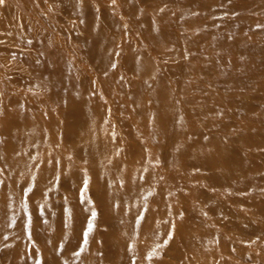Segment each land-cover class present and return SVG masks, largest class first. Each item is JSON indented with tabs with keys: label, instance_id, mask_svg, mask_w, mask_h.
I'll return each mask as SVG.
<instances>
[{
	"label": "bare ground",
	"instance_id": "1",
	"mask_svg": "<svg viewBox=\"0 0 264 264\" xmlns=\"http://www.w3.org/2000/svg\"><path fill=\"white\" fill-rule=\"evenodd\" d=\"M17 3L16 0L0 3V63H9L3 71L24 72L22 81L49 77L69 83V78L75 76L74 57L81 49L88 61L103 70L110 68V77L117 78L116 91H120L121 97H132L135 104L129 113L140 126L135 129L136 149L123 144L120 136L107 141L106 146L103 143L99 146L93 143L99 136L95 131L81 149L89 147L95 156L119 148L121 156L109 161L111 169L123 162L124 168L127 167V171L120 167L118 178L127 186L134 185V175H129L128 169L135 167L136 177L149 186L140 194L153 190L164 201L173 200L175 194L180 196L174 206L192 209L189 220L197 212L192 197L202 198L209 210L220 209L216 217L225 223L233 221L232 226L240 230L238 236H254L250 241L254 249L248 253L251 264H264V187L263 196L259 195L264 185V60L255 58L264 56V45L252 44L250 37L255 36L249 34L260 31L264 37V0H105L99 1V9L93 6V0ZM104 3H108L112 12ZM209 9L215 12L214 20L203 19ZM64 16L77 17L82 22L78 25L75 19L76 23L69 20L70 23L62 25ZM181 22L189 24L190 31L182 32ZM77 41L78 50L74 48ZM49 53H59L53 56L58 67L48 60ZM203 53L216 55L206 61ZM168 55L176 62L164 65ZM256 69L261 72L255 74ZM250 76L254 78L253 84ZM79 83H69L76 106L67 109L66 114L78 116L84 133L91 130L87 114L77 110L85 101L78 93ZM65 94L66 89L58 87L54 96L63 98ZM109 108L112 116L108 126L114 131L112 119L118 109ZM226 109H231V113L227 114ZM212 110L216 115L210 113ZM241 110L252 114L247 120L240 119ZM216 121L220 124L214 127ZM10 133L16 142L25 136ZM145 137L151 138L155 148L143 154L145 147L139 138ZM243 150L249 154L247 159ZM134 152L140 154L139 161L130 156ZM151 173L159 180L144 182ZM88 190L94 195L92 187ZM160 216L166 227L174 219L165 208ZM204 233L215 235L209 226ZM7 239L11 238L1 241ZM1 246L2 243L0 264H35L33 253L31 260H27L20 258L22 252L17 246L10 255L8 248L12 246Z\"/></svg>",
	"mask_w": 264,
	"mask_h": 264
},
{
	"label": "rangeland",
	"instance_id": "2",
	"mask_svg": "<svg viewBox=\"0 0 264 264\" xmlns=\"http://www.w3.org/2000/svg\"><path fill=\"white\" fill-rule=\"evenodd\" d=\"M16 1L17 4L22 3V0ZM99 1L105 0H93L96 9L100 7ZM103 6L112 12L108 3ZM214 13L209 9L203 19L214 20L217 18ZM75 19L78 25L82 22L77 17ZM75 19L64 16L61 24L66 25L69 20L76 23ZM180 25L182 32L190 31L186 22ZM210 29L214 31L213 27ZM81 32L86 34L83 29ZM105 32H110L109 27L105 28ZM249 34L255 36L250 37L252 44L264 45L262 32ZM78 43L74 44L76 50L79 49ZM167 51L170 52L169 49ZM54 55L59 53H49L48 60L53 61ZM215 55L203 53V59L211 61ZM255 58L264 60L262 54L255 55ZM153 60L155 62V58ZM173 60L168 55L163 60L164 65L176 62ZM74 61L75 76L69 78V83L81 82L78 93L85 101L77 110L87 114L91 130L84 133L81 120L77 122L78 116L66 114L76 106L68 82H59L57 78L49 80V77L22 81L20 77H24V72L10 74L3 71L9 63H0V126L3 130L0 131L3 135L0 138L1 247L12 246L8 248L10 255L17 246L22 252L20 258L27 260L33 253L36 255L35 264H251L248 253L254 249L250 243L254 236H238L240 230L232 226L233 221L225 223L216 217L215 213L220 209L209 210L202 198L192 197L197 212L189 220L192 209L187 211L185 205L179 209L174 206L180 196L175 194L173 200L164 201L158 199L153 190L140 194L149 186L136 177L135 167L128 169L129 175H134V185L127 186L124 180L118 178L120 167L122 171H127V167L124 168L123 162V165L111 169L109 161L114 156H121L119 148L102 151L95 156L89 147L81 149V145L88 142L89 134L95 131L99 136L93 143L99 146L101 143L106 146L107 141L120 136L123 144L135 150V129L140 126L135 123V116L129 113L135 105L132 97H121L120 91H116L117 78L110 77V68L103 70L95 62L88 61L83 49ZM54 63L55 67L59 66ZM165 70L169 73L168 68ZM254 72L258 74L261 71L256 69ZM128 73L132 75L130 71ZM250 82L254 83L253 76H250ZM58 87L66 89L63 98L54 96ZM109 106L118 109L112 119L114 131H110L108 126L112 116ZM225 112L230 114L231 109ZM210 113L216 115L213 110ZM238 114L240 119L247 120L252 113L241 110ZM219 124L216 121L213 126ZM203 130H207L205 126ZM11 131L25 136L16 142ZM140 139L145 147L143 154L155 148L151 138ZM244 146L250 151L248 144ZM243 153L247 159L249 154L244 150ZM139 155L134 152L130 156H136L139 161ZM147 178L143 181L159 180L155 173ZM89 187L93 188L94 195ZM263 187L260 196H263ZM215 197L223 199L219 194ZM164 208L174 218L167 227L160 216ZM182 226L184 229L181 230ZM208 226L215 235L204 233ZM7 237L11 239L1 241V238ZM190 239L194 241H187Z\"/></svg>",
	"mask_w": 264,
	"mask_h": 264
},
{
	"label": "snow or ice",
	"instance_id": "3",
	"mask_svg": "<svg viewBox=\"0 0 264 264\" xmlns=\"http://www.w3.org/2000/svg\"><path fill=\"white\" fill-rule=\"evenodd\" d=\"M0 3H4V0H0Z\"/></svg>",
	"mask_w": 264,
	"mask_h": 264
}]
</instances>
